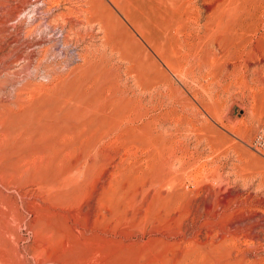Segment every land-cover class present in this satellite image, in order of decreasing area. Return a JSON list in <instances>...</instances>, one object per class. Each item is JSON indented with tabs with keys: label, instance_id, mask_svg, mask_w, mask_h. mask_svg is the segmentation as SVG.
<instances>
[{
	"label": "rangeland",
	"instance_id": "374dc122",
	"mask_svg": "<svg viewBox=\"0 0 264 264\" xmlns=\"http://www.w3.org/2000/svg\"><path fill=\"white\" fill-rule=\"evenodd\" d=\"M164 8L0 0V264H264V0Z\"/></svg>",
	"mask_w": 264,
	"mask_h": 264
},
{
	"label": "bare ground",
	"instance_id": "6f19581e",
	"mask_svg": "<svg viewBox=\"0 0 264 264\" xmlns=\"http://www.w3.org/2000/svg\"><path fill=\"white\" fill-rule=\"evenodd\" d=\"M159 1L165 7L162 12L163 13L162 24L160 23V26L163 27V31H165L167 34L169 32H173V34L175 35L181 33H184L185 35L187 34L186 40L187 39L189 40L192 34L191 33L192 24L189 22L187 15H185V9L187 11L189 10L188 8L192 6V0H159ZM244 7L245 5H243L242 3L236 2L234 8H238L237 10L238 13L236 12L234 17L228 19H225L224 17H215L209 26L208 34H205L204 38L195 35V37L197 36L196 38L198 39V41H195L193 43L185 42L184 39L183 42L187 43L186 51L189 53V55L193 59L195 58L199 59L205 57L206 55H210L211 54L210 51L212 50V47L215 44L218 46V50L220 52L227 53L230 50V48H228L229 45L228 41L238 40L239 42H242L245 38V34H244L245 30H250L251 28L250 23H246L245 20L242 18V16H244V11H243ZM185 35L184 37H186ZM203 39L205 41V44L202 43L201 45H199V43ZM174 41L177 40L174 39ZM179 47L180 49H182L181 46ZM84 126H86V122H82V121L80 122L77 119L74 122V124H72L68 135L65 137L66 139H64L66 140L65 145L64 144L63 145L67 147L68 143L74 140V137L78 134L80 130L84 128ZM85 130L88 129L85 128Z\"/></svg>",
	"mask_w": 264,
	"mask_h": 264
}]
</instances>
